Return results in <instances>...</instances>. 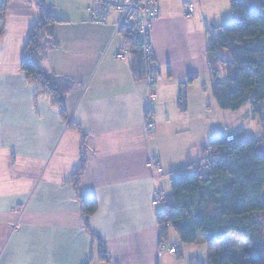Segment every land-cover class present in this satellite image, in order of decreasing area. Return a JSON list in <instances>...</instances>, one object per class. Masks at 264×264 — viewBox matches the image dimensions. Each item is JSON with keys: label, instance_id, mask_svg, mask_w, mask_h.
<instances>
[{"label": "crops", "instance_id": "1", "mask_svg": "<svg viewBox=\"0 0 264 264\" xmlns=\"http://www.w3.org/2000/svg\"><path fill=\"white\" fill-rule=\"evenodd\" d=\"M40 2L56 22L43 30L36 62L74 83L65 106L77 128L21 70L27 33L40 20L36 4L7 0L0 25V264H205L206 244H181L173 229L160 243L156 216L172 204L170 178L210 155L220 109L206 52L211 30L232 19L229 0H158L150 37L163 82L148 106L144 75L132 73L135 55L117 58L125 44L119 14L93 24L92 0ZM235 134L223 135L244 139ZM80 198L96 204L87 217Z\"/></svg>", "mask_w": 264, "mask_h": 264}, {"label": "trees", "instance_id": "2", "mask_svg": "<svg viewBox=\"0 0 264 264\" xmlns=\"http://www.w3.org/2000/svg\"><path fill=\"white\" fill-rule=\"evenodd\" d=\"M30 2L36 4L40 20L27 33L21 70L69 123L65 102L74 83L45 74L36 62L42 32L56 20L40 0ZM229 3L232 23L214 27L209 35L206 58L211 91L221 110L237 112L247 104L258 119L263 137L238 139L232 144L225 136L215 139L207 148V158L192 165L189 172L170 178L172 204L156 216V221L160 243L167 241L168 231L173 229L181 244H206L205 264H264V0ZM6 13L7 0H2L1 26ZM131 69L135 76L144 75L139 55H135ZM221 73L223 79H219ZM178 107L182 111L186 108L183 96ZM69 127L77 128L72 123ZM83 169L82 159L73 176L76 188ZM80 202L86 217L95 211V202L81 198ZM232 234L247 241L241 258L217 246ZM91 236L99 243L105 260L103 243Z\"/></svg>", "mask_w": 264, "mask_h": 264}, {"label": "built area", "instance_id": "3", "mask_svg": "<svg viewBox=\"0 0 264 264\" xmlns=\"http://www.w3.org/2000/svg\"><path fill=\"white\" fill-rule=\"evenodd\" d=\"M120 15L118 26L125 33V44L117 54L118 59L125 60L128 56L139 55L144 67L146 84V106L156 99V90L163 82L159 64L151 46V32L159 17L158 0H92L88 10L93 24H104L111 13ZM193 12V6L188 5L186 16ZM146 126L152 130L153 123L146 115ZM226 142H236L233 136L226 137ZM158 167V166H156ZM158 169V168H157ZM158 196H156V201ZM171 253L176 248H170Z\"/></svg>", "mask_w": 264, "mask_h": 264}, {"label": "rangeland", "instance_id": "4", "mask_svg": "<svg viewBox=\"0 0 264 264\" xmlns=\"http://www.w3.org/2000/svg\"><path fill=\"white\" fill-rule=\"evenodd\" d=\"M231 23L232 19L224 25H229ZM222 77H224V73H222L219 78ZM249 111L250 108L247 104L244 105L239 112L224 111L221 109L218 112L214 111L213 126L215 134L212 140H210V144L226 133H236L235 135H239L244 139L257 137V135L262 136V129L258 119L255 117L252 119L250 115L246 116ZM219 129H221L222 133L217 134ZM217 246L221 251L230 252L235 257L241 258L242 251L247 248L248 244L243 237H236V235L232 234L218 243Z\"/></svg>", "mask_w": 264, "mask_h": 264}, {"label": "water", "instance_id": "5", "mask_svg": "<svg viewBox=\"0 0 264 264\" xmlns=\"http://www.w3.org/2000/svg\"><path fill=\"white\" fill-rule=\"evenodd\" d=\"M262 240H263V246H264V231H263V238H262Z\"/></svg>", "mask_w": 264, "mask_h": 264}]
</instances>
